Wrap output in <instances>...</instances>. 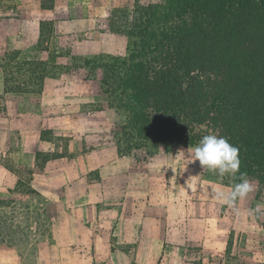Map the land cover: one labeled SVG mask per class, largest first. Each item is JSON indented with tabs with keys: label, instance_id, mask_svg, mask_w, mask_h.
Returning a JSON list of instances; mask_svg holds the SVG:
<instances>
[{
	"label": "rangeland",
	"instance_id": "obj_1",
	"mask_svg": "<svg viewBox=\"0 0 264 264\" xmlns=\"http://www.w3.org/2000/svg\"><path fill=\"white\" fill-rule=\"evenodd\" d=\"M123 1L0 0V53H21L13 77L31 89L8 92L0 71V245L26 264H264L257 183L237 213L212 192L238 178L202 171L195 146L119 147L124 94L110 95L106 59L130 40L106 19ZM117 157L129 177L112 183Z\"/></svg>",
	"mask_w": 264,
	"mask_h": 264
},
{
	"label": "trees",
	"instance_id": "obj_2",
	"mask_svg": "<svg viewBox=\"0 0 264 264\" xmlns=\"http://www.w3.org/2000/svg\"><path fill=\"white\" fill-rule=\"evenodd\" d=\"M106 22L130 40L124 58L106 59L110 95L124 94L119 147L196 146L216 133L239 149L240 172L264 192V0H124ZM20 55L0 53L11 93L31 90L13 77ZM37 62L30 77L42 82Z\"/></svg>",
	"mask_w": 264,
	"mask_h": 264
},
{
	"label": "clouds",
	"instance_id": "obj_3",
	"mask_svg": "<svg viewBox=\"0 0 264 264\" xmlns=\"http://www.w3.org/2000/svg\"><path fill=\"white\" fill-rule=\"evenodd\" d=\"M186 153L193 163L199 162L202 171L207 170L221 178L226 175L238 178L239 182L234 184L231 191L213 190L212 192L213 199L226 204L230 209L238 213V202L245 200L255 191L254 184L249 180L247 173L240 172L241 160L239 158V149L230 144L226 138L216 133H209L203 136L195 147L190 146ZM249 214L264 216V204L258 203Z\"/></svg>",
	"mask_w": 264,
	"mask_h": 264
},
{
	"label": "crops",
	"instance_id": "obj_4",
	"mask_svg": "<svg viewBox=\"0 0 264 264\" xmlns=\"http://www.w3.org/2000/svg\"><path fill=\"white\" fill-rule=\"evenodd\" d=\"M125 164L124 158L117 157L114 162L108 163V172L106 173L105 179L115 183L118 177H129L127 174H123L121 170V166ZM4 198V196H3ZM0 245V264H26V258L21 257L17 252H15V247L12 248ZM13 250V251H12ZM37 264H40L38 261Z\"/></svg>",
	"mask_w": 264,
	"mask_h": 264
}]
</instances>
